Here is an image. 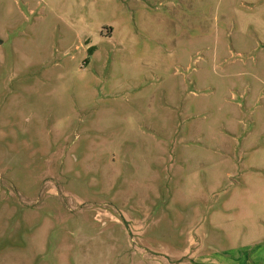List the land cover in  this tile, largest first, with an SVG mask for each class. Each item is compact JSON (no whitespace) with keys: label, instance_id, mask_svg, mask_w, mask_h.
I'll list each match as a JSON object with an SVG mask.
<instances>
[{"label":"rangeland","instance_id":"1","mask_svg":"<svg viewBox=\"0 0 264 264\" xmlns=\"http://www.w3.org/2000/svg\"><path fill=\"white\" fill-rule=\"evenodd\" d=\"M0 264H264V0H0Z\"/></svg>","mask_w":264,"mask_h":264}]
</instances>
